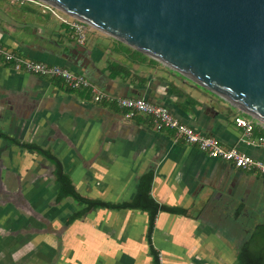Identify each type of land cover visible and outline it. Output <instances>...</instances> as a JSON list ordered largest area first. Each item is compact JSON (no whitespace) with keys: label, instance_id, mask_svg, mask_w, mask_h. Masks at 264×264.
<instances>
[{"label":"crops","instance_id":"0c3cea01","mask_svg":"<svg viewBox=\"0 0 264 264\" xmlns=\"http://www.w3.org/2000/svg\"><path fill=\"white\" fill-rule=\"evenodd\" d=\"M25 4L0 0V40L7 46L74 71L82 62L87 76L106 90L156 96L181 121L264 159V148L241 143L242 129L229 122L230 115L249 114L159 61L135 59L108 44L80 45L57 30L49 13ZM101 61L128 63L131 72L111 77ZM114 104L96 102L58 77L16 71L0 61V131L49 148L84 196L129 200L152 168V197L186 209L156 214L152 242L159 264H231L239 248L231 230L242 202L234 205L230 197L246 195L264 175L173 141V129L157 130L143 115L126 118ZM260 133L264 128L255 127L253 135ZM0 165V264H154L146 210L101 207L66 223L80 205L72 197L55 201L53 163L0 134Z\"/></svg>","mask_w":264,"mask_h":264},{"label":"water","instance_id":"95a60500","mask_svg":"<svg viewBox=\"0 0 264 264\" xmlns=\"http://www.w3.org/2000/svg\"><path fill=\"white\" fill-rule=\"evenodd\" d=\"M44 1L264 122V0Z\"/></svg>","mask_w":264,"mask_h":264},{"label":"built area","instance_id":"2783aa9c","mask_svg":"<svg viewBox=\"0 0 264 264\" xmlns=\"http://www.w3.org/2000/svg\"><path fill=\"white\" fill-rule=\"evenodd\" d=\"M8 2L10 4L20 5L25 3L36 4L42 13H49L59 21L67 24L71 31V36L78 44L82 45L86 42V30L89 24L62 11L53 4L44 0H8ZM0 61L16 71L58 77L63 83L73 89H89L94 101L115 103L123 110L124 117L126 118H132L134 115L147 116L155 123L157 130L164 128L173 129V141L182 139L185 143L197 146L210 156L229 161L245 171L264 175V159L251 155L240 148L238 144L226 145L216 136L181 121L165 104L151 101L144 95H116L79 71L71 70L60 64L23 56L12 47L4 44L1 40ZM253 118H249L243 114H238L234 117L236 126L242 129L239 140L246 146L258 145L264 148V133H260L257 136L253 135L255 127L264 128V122L254 120Z\"/></svg>","mask_w":264,"mask_h":264},{"label":"trees","instance_id":"16d2710c","mask_svg":"<svg viewBox=\"0 0 264 264\" xmlns=\"http://www.w3.org/2000/svg\"><path fill=\"white\" fill-rule=\"evenodd\" d=\"M128 50L130 51L133 50V53L138 52L141 54V52L138 51L137 49L131 50V48L128 46L122 49L124 53ZM141 57L144 58L143 55H141ZM109 71L111 77H114L121 72H123L126 75L130 74L131 68L129 67L128 63L117 61V62H111L109 64ZM0 134L6 136L8 139H11L12 142L18 144L22 148L35 150L41 153L46 159H48L51 163H53L54 165L53 173L55 175L56 181L59 184L57 188V192L54 196L55 201L59 202L66 197H72L80 205L78 209L74 210L68 216V218L66 219V223H70L74 219L82 217L87 211L91 209H97L101 207L113 208V209L141 208L146 210L149 215L148 225L146 230V239L148 241L149 251L154 259V264L160 263L159 251L154 247L152 242V231L154 228L156 214L158 213L159 210L182 213V212H186V209L183 207L169 206L159 203L152 197L150 193V186L153 177L152 168L148 169V171L144 173V175L140 179L137 194L129 200L111 201V200H103L100 198L84 196L77 191L70 176L63 171V167L59 157L55 153H53L49 148L43 147L40 144H37L36 142L33 141H19L5 134L4 132H1ZM251 231L253 232L250 235V239H245L238 248V252L236 255L237 264H264V252L256 251L251 246V240L253 237L256 236L257 233L264 234V222L257 223L252 228Z\"/></svg>","mask_w":264,"mask_h":264},{"label":"rangeland","instance_id":"374dc122","mask_svg":"<svg viewBox=\"0 0 264 264\" xmlns=\"http://www.w3.org/2000/svg\"><path fill=\"white\" fill-rule=\"evenodd\" d=\"M15 5H20V4H15ZM25 5H26V7H29L30 9H32L34 12L39 13L40 8L36 4L26 3ZM11 8H16V7L11 6ZM47 16L50 17L54 22L56 21L55 23H57V30L61 29V31L65 35H69V36L71 35L70 34L71 31H70L67 24L59 21L55 16H53L51 14L50 15L48 14ZM86 36H87V39H86L87 44H90L91 42H98L103 47H106V44H108L109 45L108 47H113L115 49L119 48L122 50V49H124V47H127V46L130 47L131 50L135 49V48L127 45L126 43L118 40L117 38H115L111 35H107L106 33L102 32V31H100L94 27H91L89 25L87 26ZM125 45H127V46H125ZM132 51L128 50L126 52L129 53V55L134 56L135 59H139V60L144 59L145 60V59L151 58L154 60L153 62H157L156 59L150 57L149 55L143 53L140 50H138V51H140L141 54L138 52L133 53ZM18 53L21 54L20 52H18ZM141 55H143L144 58H142ZM104 63L106 65V69L109 70V64L111 62L109 61L106 64V62L101 61L99 66H101V65L103 66ZM101 82H102V80H101ZM82 90L83 91L86 90L88 92V94H91L89 89L82 88L81 91ZM222 99H224V98L222 97ZM231 108H233L234 111H236V112L239 111V109L235 106H232ZM235 108H236V110H235ZM233 117H234L233 115H230L231 119L229 120V122L232 123L235 127H237L233 121ZM146 118H148V117L146 116ZM255 119L257 121H261L257 118H255ZM151 123H152V126L156 129L155 123H153V122H151ZM237 128L239 129V127H237ZM168 129H170V128H164L161 130L164 131V130H168ZM256 174H258V173H256ZM230 202L234 203V205H235V202L237 205L238 204L240 205L242 202V204H241L242 208H241L239 213L236 212L235 217H234V222L232 225L233 230H231V232L234 233V235H235L236 245L238 247L240 242L242 241V239L243 240L250 239V235L253 232L251 230L257 223L264 222V180H261V181L255 180V182L253 183V186L251 188H249L246 195H238V194L234 195V196L230 197ZM215 215L217 216L218 214L215 213ZM224 217H227V216L224 215ZM31 225H32V223H31V221H29L28 226H31ZM251 246L256 251L264 252V234L257 233L256 236L253 237L251 240ZM231 264H237L236 256L232 258Z\"/></svg>","mask_w":264,"mask_h":264},{"label":"flooded vegetation","instance_id":"af4514ba","mask_svg":"<svg viewBox=\"0 0 264 264\" xmlns=\"http://www.w3.org/2000/svg\"><path fill=\"white\" fill-rule=\"evenodd\" d=\"M0 167H1V165H0ZM2 187H3V186H2V184H1V179H0V194H1V193H4L3 190H2ZM3 196H4V195H3ZM3 196H1V197H3ZM242 242H243V241H242ZM242 242H241V243H242ZM241 243H240V244H241ZM240 244H239V246H240Z\"/></svg>","mask_w":264,"mask_h":264}]
</instances>
